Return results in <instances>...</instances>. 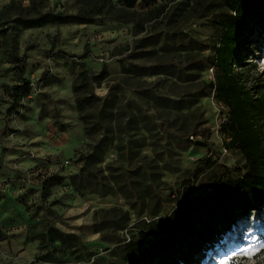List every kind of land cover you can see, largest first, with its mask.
<instances>
[{"label": "rangeland", "instance_id": "1", "mask_svg": "<svg viewBox=\"0 0 264 264\" xmlns=\"http://www.w3.org/2000/svg\"><path fill=\"white\" fill-rule=\"evenodd\" d=\"M11 1L0 0V11ZM40 1L43 12L80 9L77 0ZM113 1L137 21L109 15L13 32L23 73L0 38V264H89L83 253L121 263L128 241L149 236L181 197L243 174V156L225 149L227 109L210 86L224 1ZM158 5L163 13H149ZM251 54L250 75L264 81V42ZM51 176L64 180L44 192ZM48 223L85 249L66 244L37 259L29 229ZM198 259L264 264V206Z\"/></svg>", "mask_w": 264, "mask_h": 264}, {"label": "trees", "instance_id": "2", "mask_svg": "<svg viewBox=\"0 0 264 264\" xmlns=\"http://www.w3.org/2000/svg\"><path fill=\"white\" fill-rule=\"evenodd\" d=\"M138 1L125 0L123 4L133 9ZM223 1L227 12L219 20L222 33L212 65L216 69V82L210 86L227 109L220 129L225 149L238 151L243 156V174L219 179L211 190L201 194L181 197L172 213L153 224L149 236L142 235V239L128 241L122 262L116 264H198V258L219 245L231 227L264 206V81L251 77L248 63L250 53L254 56L264 42V0ZM77 3L80 6L77 14L43 12L40 0H31L30 7L12 0L3 7L0 11V38L7 39L10 58L18 72H24V60L19 56L18 41L13 32L50 25H90L97 17L109 15L118 20L127 15L129 21H137L135 11H125L113 0H77ZM165 9L166 5H158L149 13H163ZM142 31L144 27H141ZM82 76L84 84H88V73ZM18 89L15 86L12 91ZM12 95L14 100L20 99L18 92ZM77 103L82 110L80 101ZM63 180L59 176L47 178L43 182L44 192ZM27 242H37V259L40 260L55 258L66 244L85 249L79 236L49 223L42 227L31 226ZM83 254L89 264H104L95 260L91 262L93 253Z\"/></svg>", "mask_w": 264, "mask_h": 264}, {"label": "built area", "instance_id": "3", "mask_svg": "<svg viewBox=\"0 0 264 264\" xmlns=\"http://www.w3.org/2000/svg\"><path fill=\"white\" fill-rule=\"evenodd\" d=\"M66 163H68V162H66ZM149 222V221H148Z\"/></svg>", "mask_w": 264, "mask_h": 264}]
</instances>
